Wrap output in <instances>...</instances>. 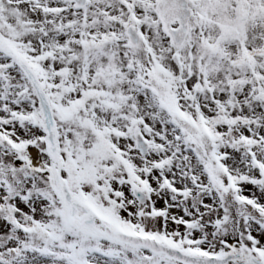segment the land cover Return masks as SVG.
<instances>
[{
	"label": "snow or ice",
	"instance_id": "obj_1",
	"mask_svg": "<svg viewBox=\"0 0 264 264\" xmlns=\"http://www.w3.org/2000/svg\"><path fill=\"white\" fill-rule=\"evenodd\" d=\"M0 264H264V0H0Z\"/></svg>",
	"mask_w": 264,
	"mask_h": 264
}]
</instances>
